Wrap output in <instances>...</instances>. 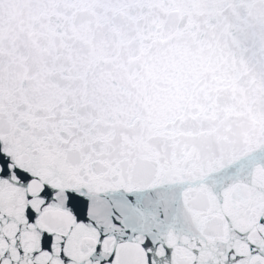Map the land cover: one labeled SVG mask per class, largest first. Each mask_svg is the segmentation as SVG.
Returning a JSON list of instances; mask_svg holds the SVG:
<instances>
[{
  "label": "snow or ice",
  "instance_id": "1",
  "mask_svg": "<svg viewBox=\"0 0 264 264\" xmlns=\"http://www.w3.org/2000/svg\"><path fill=\"white\" fill-rule=\"evenodd\" d=\"M0 264H264V0H0Z\"/></svg>",
  "mask_w": 264,
  "mask_h": 264
}]
</instances>
